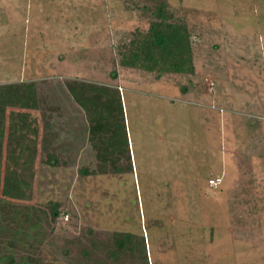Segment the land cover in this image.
<instances>
[{
  "label": "rangeland",
  "instance_id": "374dc122",
  "mask_svg": "<svg viewBox=\"0 0 264 264\" xmlns=\"http://www.w3.org/2000/svg\"><path fill=\"white\" fill-rule=\"evenodd\" d=\"M158 1L0 0V84L39 101L0 105V199L42 214L40 264H109L117 230L148 264H264V0H163L193 69L160 76L120 64ZM72 79L120 92L131 171H80L98 161Z\"/></svg>",
  "mask_w": 264,
  "mask_h": 264
},
{
  "label": "trees",
  "instance_id": "16d2710c",
  "mask_svg": "<svg viewBox=\"0 0 264 264\" xmlns=\"http://www.w3.org/2000/svg\"><path fill=\"white\" fill-rule=\"evenodd\" d=\"M153 20L146 31L137 29L123 44L120 64L157 72H191L190 32L185 22L177 21L165 1L156 3ZM116 77V76H115ZM66 89L74 102L83 109L89 130V139L98 161L95 170L81 168V172L123 173L131 171L126 120L121 94L116 87L72 79L66 81ZM0 105H17L37 108L39 105L33 82L0 84ZM3 117V116H2ZM2 145V137L0 140ZM125 161H121V159ZM1 159V154H0ZM50 155L48 161L52 162ZM30 207H18L0 199V264H40L30 251V240L40 234L42 214L30 211ZM58 215L57 210L52 216ZM37 229V230H36ZM32 232V233H31ZM40 240L41 237H36ZM16 251L23 252L17 261ZM109 264H126V256L136 263L148 264L143 237L131 231L117 230L112 233L109 247L105 250ZM135 264V263H127Z\"/></svg>",
  "mask_w": 264,
  "mask_h": 264
},
{
  "label": "built area",
  "instance_id": "2783aa9c",
  "mask_svg": "<svg viewBox=\"0 0 264 264\" xmlns=\"http://www.w3.org/2000/svg\"><path fill=\"white\" fill-rule=\"evenodd\" d=\"M220 179H221V178H220L219 176L211 177V178L209 179V184H210L211 186L217 185V184L219 183Z\"/></svg>",
  "mask_w": 264,
  "mask_h": 264
},
{
  "label": "crops",
  "instance_id": "0c3cea01",
  "mask_svg": "<svg viewBox=\"0 0 264 264\" xmlns=\"http://www.w3.org/2000/svg\"><path fill=\"white\" fill-rule=\"evenodd\" d=\"M126 119V118H125Z\"/></svg>",
  "mask_w": 264,
  "mask_h": 264
}]
</instances>
